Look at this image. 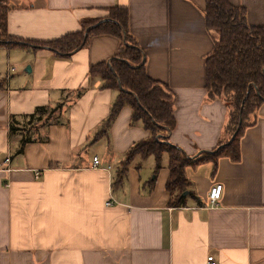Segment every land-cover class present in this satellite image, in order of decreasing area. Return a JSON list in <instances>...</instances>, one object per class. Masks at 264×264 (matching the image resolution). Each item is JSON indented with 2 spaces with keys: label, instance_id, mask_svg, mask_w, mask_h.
<instances>
[{
  "label": "crops",
  "instance_id": "0c3cea01",
  "mask_svg": "<svg viewBox=\"0 0 264 264\" xmlns=\"http://www.w3.org/2000/svg\"><path fill=\"white\" fill-rule=\"evenodd\" d=\"M10 10V35L49 40L79 28L80 20L126 6L129 30L144 52L148 76L175 96L171 143L194 156L223 138L228 110L209 100L205 60L218 38L204 26V0H0ZM246 10L250 25L264 26V0H228ZM119 41L95 35L68 58L46 50L5 49L0 54V264H264V102L240 137V160L219 158L186 167L201 204L170 206L168 157H136L115 184L130 146L150 136L120 109L108 137L89 143L108 116L115 90L88 77ZM15 68L12 70V68ZM83 89L76 96L77 90ZM67 100L62 123L25 144L10 133L11 116ZM97 156L108 170L91 168ZM220 184L217 206L208 193ZM110 196L115 200L110 205Z\"/></svg>",
  "mask_w": 264,
  "mask_h": 264
},
{
  "label": "trees",
  "instance_id": "16d2710c",
  "mask_svg": "<svg viewBox=\"0 0 264 264\" xmlns=\"http://www.w3.org/2000/svg\"><path fill=\"white\" fill-rule=\"evenodd\" d=\"M204 26L215 30L218 38L205 60V87L209 100L221 98L227 107V121L223 138L211 150L188 155L168 139L175 127L172 90L148 76L144 52L129 30V12L126 6L104 8L105 16L80 20L79 28L49 40L25 39L10 35L7 16L10 7L0 1V48H21L32 51L46 50L60 58H68L84 48L95 35H110L118 39L116 52L105 61L92 64L88 77L100 80V88L115 90L108 116L103 120L89 143L108 137L109 128L120 109L131 108V124H140L150 132L146 139L133 143L120 161V171L115 184L121 182L129 165L136 158H155V171L161 168V159L168 157L169 171L165 189L169 193L170 206H186L192 198L201 204L185 175L186 167H196L211 162L216 168L221 157L233 162L240 160V137L251 125L256 112L264 102V26L250 25L243 7L228 0H204ZM87 30L86 37L84 36ZM3 81L0 80V87ZM83 89L75 92L76 96ZM67 100L54 106H39L28 115L11 116L10 133L21 135L16 154L25 144L41 140L40 130L52 124L62 123V113ZM233 137V139H231ZM187 195L182 197V193Z\"/></svg>",
  "mask_w": 264,
  "mask_h": 264
},
{
  "label": "built area",
  "instance_id": "2783aa9c",
  "mask_svg": "<svg viewBox=\"0 0 264 264\" xmlns=\"http://www.w3.org/2000/svg\"><path fill=\"white\" fill-rule=\"evenodd\" d=\"M14 69L15 68L13 67L12 70H14ZM7 161L8 160L6 159L5 162H7ZM5 162H3V163L0 162V170H6V171L10 170L9 168L3 167ZM91 168L108 170L109 166H102L99 158L97 156H94L92 159ZM220 193H221V185L220 184H216V185L211 187V189L209 190V193H208V206H210V207L217 206L218 200L220 198ZM113 202H115V200L110 196V198L106 201V205H110ZM205 264H217V261L213 255H208Z\"/></svg>",
  "mask_w": 264,
  "mask_h": 264
},
{
  "label": "water",
  "instance_id": "95a60500",
  "mask_svg": "<svg viewBox=\"0 0 264 264\" xmlns=\"http://www.w3.org/2000/svg\"><path fill=\"white\" fill-rule=\"evenodd\" d=\"M86 35H87V30L85 31L84 36L86 37ZM144 61H145V56L143 57L141 64L144 63ZM231 139H233V137ZM186 195H187V191H184L181 196L185 197Z\"/></svg>",
  "mask_w": 264,
  "mask_h": 264
},
{
  "label": "rangeland",
  "instance_id": "374dc122",
  "mask_svg": "<svg viewBox=\"0 0 264 264\" xmlns=\"http://www.w3.org/2000/svg\"><path fill=\"white\" fill-rule=\"evenodd\" d=\"M0 54H1V57L3 58V60L5 61V57H4L5 52L0 51Z\"/></svg>",
  "mask_w": 264,
  "mask_h": 264
}]
</instances>
